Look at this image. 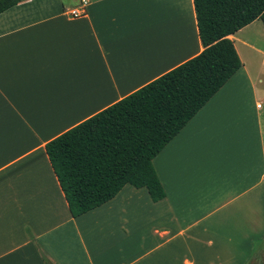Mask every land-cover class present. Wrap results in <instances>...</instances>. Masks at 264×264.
<instances>
[{"label": "crops", "instance_id": "obj_1", "mask_svg": "<svg viewBox=\"0 0 264 264\" xmlns=\"http://www.w3.org/2000/svg\"><path fill=\"white\" fill-rule=\"evenodd\" d=\"M258 21L229 36L240 69L153 159L164 198L126 184L74 218L45 145L197 56L193 0H22L0 13V264H245L234 246L249 239L222 230L252 228L264 196Z\"/></svg>", "mask_w": 264, "mask_h": 264}, {"label": "trees", "instance_id": "obj_2", "mask_svg": "<svg viewBox=\"0 0 264 264\" xmlns=\"http://www.w3.org/2000/svg\"><path fill=\"white\" fill-rule=\"evenodd\" d=\"M22 0H0V13ZM203 50L45 145L72 217L129 184L165 196L152 161L240 69L230 35L259 19L264 0H193ZM44 264H50L43 255Z\"/></svg>", "mask_w": 264, "mask_h": 264}, {"label": "rangeland", "instance_id": "obj_3", "mask_svg": "<svg viewBox=\"0 0 264 264\" xmlns=\"http://www.w3.org/2000/svg\"><path fill=\"white\" fill-rule=\"evenodd\" d=\"M257 27L263 28L261 21L257 22ZM244 34V33H243ZM253 43H255V45L263 47L264 41L262 39H260L259 37L256 36V38H254ZM262 57H254V62H256L258 64V61L260 62V60L262 61L263 59H261ZM262 194V191H260V195ZM258 208V212L255 214H248V219L247 214H242L244 218H242V222L246 221L249 223V225L253 226L251 227H247V228H236L234 229H227V230H222L226 232V236L227 237H231L234 238V241H237L238 244V239L241 240H245L246 238L249 239V242L251 244V247L248 249V246L245 244H242V249H240V246L237 247L236 245L234 247L237 248L238 251V255L240 256V253L242 252V262H245V264H264V196L259 198V206ZM223 216L222 213L217 214L215 218H218V216ZM226 216H229V214H225ZM256 222V225L254 226V222ZM248 249V250H247ZM251 249V255L249 257L248 255V251ZM242 250V251H240ZM237 264H241V260H239L237 262Z\"/></svg>", "mask_w": 264, "mask_h": 264}, {"label": "built area", "instance_id": "obj_4", "mask_svg": "<svg viewBox=\"0 0 264 264\" xmlns=\"http://www.w3.org/2000/svg\"><path fill=\"white\" fill-rule=\"evenodd\" d=\"M85 5H86V3H85V1H83V2L81 3V9H80V10H75V11H73L72 13H73V14H77V15L83 13V12L85 11Z\"/></svg>", "mask_w": 264, "mask_h": 264}]
</instances>
